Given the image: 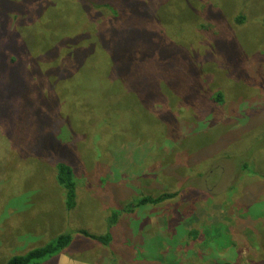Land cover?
Here are the masks:
<instances>
[{
  "label": "rangeland",
  "instance_id": "rangeland-1",
  "mask_svg": "<svg viewBox=\"0 0 264 264\" xmlns=\"http://www.w3.org/2000/svg\"><path fill=\"white\" fill-rule=\"evenodd\" d=\"M62 234L35 264H264V0H0V264Z\"/></svg>",
  "mask_w": 264,
  "mask_h": 264
},
{
  "label": "trees",
  "instance_id": "trees-1",
  "mask_svg": "<svg viewBox=\"0 0 264 264\" xmlns=\"http://www.w3.org/2000/svg\"><path fill=\"white\" fill-rule=\"evenodd\" d=\"M114 14H117V11H113ZM118 15H121V12H118ZM122 16V15H121ZM124 17V16H122ZM105 69H109V72L113 70V76L114 73L116 72L114 67L107 66ZM117 80L111 79V82L108 84H116ZM129 81L128 79L125 81V84H128ZM220 97V94L217 95V98ZM220 100V98L218 99ZM57 171H58V182L65 188L66 190V207L68 209L73 208L75 204V191H74V182H73V177H72V172L70 167L63 163L60 162L57 165ZM176 194L175 193H165L161 194L159 196L153 197V196H143L138 201L135 203V205H145L147 203H157L160 200L162 201L163 199L171 198L174 197ZM111 223L116 221V216H112V219H110ZM85 235H88L90 238L98 241L101 244L104 245H109L112 237L111 234H104V235H93V234H88L86 231H81ZM196 232L193 231L192 234L196 236ZM70 235L69 234H62L58 236L55 240L39 247L30 250L26 254L22 256H14L12 257L7 264H35L38 261L43 260L46 257H50L52 255H56L60 250H62L64 247H66L70 243Z\"/></svg>",
  "mask_w": 264,
  "mask_h": 264
}]
</instances>
